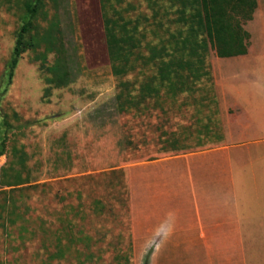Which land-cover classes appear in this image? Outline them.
Instances as JSON below:
<instances>
[{"label": "rangeland", "instance_id": "rangeland-1", "mask_svg": "<svg viewBox=\"0 0 264 264\" xmlns=\"http://www.w3.org/2000/svg\"><path fill=\"white\" fill-rule=\"evenodd\" d=\"M24 1L0 0V115L15 126L12 144L27 152L32 179L22 191L8 194L2 192L10 188L0 184V264H146L134 249L128 250L130 239L123 231L122 221L125 226L128 218L121 184L128 180L111 172L123 168L126 174L135 162L221 145L224 120L216 73L227 87H247L240 101L264 116V0H257L251 20H241L246 55L223 58L215 48L210 50L213 89L205 80L174 101L158 107L151 102L127 113L118 109L119 82L141 81L143 75H113L100 0H45L34 29L39 46L23 54L7 82ZM129 2L135 9L131 12ZM160 4L169 6L164 0ZM121 7L125 16L152 15L147 0H125ZM226 105L224 109L230 108ZM172 133L192 147L164 152L163 142ZM7 164L4 155L0 168ZM103 173L108 177L99 178ZM44 182L49 185L34 188ZM79 192L88 214L79 223L91 230L87 234L92 241L83 240L76 252L59 253L56 238L66 235L57 230L59 218L65 216L68 201L79 204ZM96 199L112 206L104 229L94 214ZM253 261L264 264L261 258Z\"/></svg>", "mask_w": 264, "mask_h": 264}, {"label": "trees", "instance_id": "trees-1", "mask_svg": "<svg viewBox=\"0 0 264 264\" xmlns=\"http://www.w3.org/2000/svg\"><path fill=\"white\" fill-rule=\"evenodd\" d=\"M103 13L104 29L108 53L112 62L113 75L119 79L137 71L142 73L141 81L121 80L116 94L118 109L121 113L141 111L148 104L158 105L165 100H176L180 95L192 93L207 81L214 88L212 64L209 61L211 49H216L220 57L246 55L247 44L244 43L246 31L241 20H251L257 8V0H164L169 6L160 4L162 0H147L152 15L138 14L136 17L125 16L122 8L125 0H100ZM45 0H25L24 12L20 15V27L11 57L7 63V82L13 79L14 71L20 58L28 50H37L39 41L34 29L37 18ZM134 6L129 2L128 11ZM151 70V74H145ZM63 78L58 80L60 83ZM50 83L53 79H49ZM163 111H167L163 108ZM0 158L8 156L7 167L0 168V184L9 187L2 193L22 191L24 185L31 182L29 157L25 150L12 144L15 126L0 115ZM202 145L197 142L196 146ZM192 147L189 142L177 138L173 133L163 142L162 150L182 151ZM111 174H125L123 168L113 170ZM109 174L103 173L99 178L105 179ZM84 178H92L86 176ZM128 180V179H127ZM49 184H35L34 188L46 187ZM123 208L128 222L123 231L128 234L130 243L127 246L133 251L132 225L130 212V191L128 181L123 180ZM72 197L73 193H69ZM79 204L68 201L66 213L60 217L61 226L57 229L66 233L56 238L59 253L78 251V245L92 236L87 234L89 228L81 226L79 220L88 216L83 206L82 194L78 193ZM14 204V198H11ZM5 207V206H4ZM112 206L102 200L93 202L94 213L101 221V228L107 223ZM109 210V211H108ZM123 219V216H122ZM80 234V235H78ZM66 240V243H63ZM88 247L91 245H87ZM125 253V252H123Z\"/></svg>", "mask_w": 264, "mask_h": 264}, {"label": "crops", "instance_id": "crops-1", "mask_svg": "<svg viewBox=\"0 0 264 264\" xmlns=\"http://www.w3.org/2000/svg\"><path fill=\"white\" fill-rule=\"evenodd\" d=\"M224 81L216 73L221 145L126 168L134 254L146 264L264 262V116L240 101L247 87Z\"/></svg>", "mask_w": 264, "mask_h": 264}]
</instances>
